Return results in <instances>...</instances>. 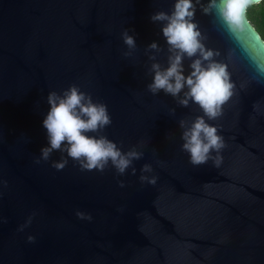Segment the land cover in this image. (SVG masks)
Listing matches in <instances>:
<instances>
[{
    "label": "water",
    "instance_id": "water-1",
    "mask_svg": "<svg viewBox=\"0 0 264 264\" xmlns=\"http://www.w3.org/2000/svg\"><path fill=\"white\" fill-rule=\"evenodd\" d=\"M174 3L0 0V264H264V114L253 110L259 101L264 113V83L233 57L237 94L208 121L224 138L222 162L190 164L178 122L201 110L147 90L148 45L158 42L165 51L157 59L167 63L161 26L150 18ZM196 19L224 59L233 45L212 17L197 11ZM125 29L137 43L129 57ZM253 38L264 58L263 38ZM73 84L107 106L109 139L125 152L142 145L136 175L81 171L60 152L35 163L47 146V96ZM62 155L68 164L57 171L52 162ZM146 163L155 185L139 179Z\"/></svg>",
    "mask_w": 264,
    "mask_h": 264
},
{
    "label": "clouds",
    "instance_id": "clouds-1",
    "mask_svg": "<svg viewBox=\"0 0 264 264\" xmlns=\"http://www.w3.org/2000/svg\"><path fill=\"white\" fill-rule=\"evenodd\" d=\"M260 4L261 0H207L206 3L203 0H175L170 12L158 11L150 18L161 26L167 63L162 64L157 59L165 51L158 42L148 45L146 52L152 61L149 68L152 82L147 85V90L153 95L163 92L181 107L195 104L202 112L194 119L182 118L178 122L183 130L181 149L189 154V163L193 166L205 165L211 160L214 166L219 167L222 162L219 154L226 147L224 138L208 121L219 119L224 105L237 94L229 68L233 57L243 56L252 73L251 80L257 84L264 83V58L256 55L252 47L255 43L253 33L264 38V26L258 27L249 16L250 7ZM197 11L212 17L216 30L233 45L224 59H219L224 55L219 49L208 46V36L196 19ZM122 39L128 48L123 55L129 57L137 49L135 36L125 29ZM47 104L49 110L42 122L47 146L41 148V155L35 163L47 162L54 152H60L66 153L81 171L103 173L111 167L117 175H125L129 169L132 175H136L134 162L145 155L139 150L142 145L125 152L123 142L117 144L104 134L112 124L104 103L94 101L90 93L73 84L62 92H49ZM253 110L264 114L260 111L259 101L253 104ZM171 112L175 114V109ZM67 164L68 159L62 155L60 161L52 162V167L61 171ZM140 171L141 183L156 184V176L146 175L153 172L151 164H144ZM119 184L125 187L124 181H119ZM76 215L81 220H92L90 214L81 211ZM31 220L29 217L19 231L28 227ZM35 239L28 236L29 243H34Z\"/></svg>",
    "mask_w": 264,
    "mask_h": 264
},
{
    "label": "trees",
    "instance_id": "trees-1",
    "mask_svg": "<svg viewBox=\"0 0 264 264\" xmlns=\"http://www.w3.org/2000/svg\"><path fill=\"white\" fill-rule=\"evenodd\" d=\"M249 16L258 27L264 26V0L261 1L260 5L250 7Z\"/></svg>",
    "mask_w": 264,
    "mask_h": 264
}]
</instances>
